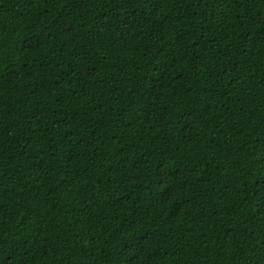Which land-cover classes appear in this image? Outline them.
Here are the masks:
<instances>
[{"label": "trees", "instance_id": "1", "mask_svg": "<svg viewBox=\"0 0 264 264\" xmlns=\"http://www.w3.org/2000/svg\"><path fill=\"white\" fill-rule=\"evenodd\" d=\"M0 264H264V0H0Z\"/></svg>", "mask_w": 264, "mask_h": 264}]
</instances>
